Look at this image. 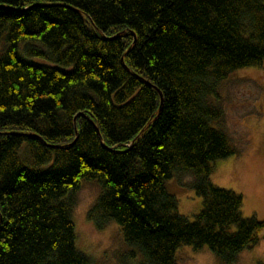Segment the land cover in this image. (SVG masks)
<instances>
[{
	"label": "trees",
	"instance_id": "trees-1",
	"mask_svg": "<svg viewBox=\"0 0 264 264\" xmlns=\"http://www.w3.org/2000/svg\"><path fill=\"white\" fill-rule=\"evenodd\" d=\"M263 62L264 0H0V264H92L81 180L100 187L88 217L122 227L123 264H177L182 244L235 263L264 219L211 180L238 152L218 89ZM183 173L194 219L167 188Z\"/></svg>",
	"mask_w": 264,
	"mask_h": 264
},
{
	"label": "rangeland",
	"instance_id": "rangeland-1",
	"mask_svg": "<svg viewBox=\"0 0 264 264\" xmlns=\"http://www.w3.org/2000/svg\"><path fill=\"white\" fill-rule=\"evenodd\" d=\"M217 103L223 109L222 127L238 152L218 160L211 175L214 184L243 196L242 213L264 219V62L231 73L219 86ZM192 176L183 173L167 181L178 198V211L190 219L200 212L203 198L190 186ZM100 193L94 181L81 180L73 212L77 246L92 264H123L130 251L122 227L115 221L102 228L88 217ZM177 264H219L208 245L195 249L182 244ZM141 256L134 258L138 262ZM233 264H264V231L257 244L243 250Z\"/></svg>",
	"mask_w": 264,
	"mask_h": 264
},
{
	"label": "water",
	"instance_id": "water-1",
	"mask_svg": "<svg viewBox=\"0 0 264 264\" xmlns=\"http://www.w3.org/2000/svg\"><path fill=\"white\" fill-rule=\"evenodd\" d=\"M133 36H134V39H136V33L134 32V31H131L130 32ZM121 34H114L113 36H110L111 38H116V37H119ZM154 87L157 89V90H159L155 85H154ZM159 92H160V94H161V102L163 101V95H162V93H161V91L159 90ZM77 117L78 116H75V120L77 119ZM100 137H101V135H100ZM102 138V137H101ZM102 144H103V146H105L106 147V143L105 142H102Z\"/></svg>",
	"mask_w": 264,
	"mask_h": 264
}]
</instances>
